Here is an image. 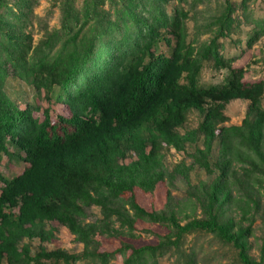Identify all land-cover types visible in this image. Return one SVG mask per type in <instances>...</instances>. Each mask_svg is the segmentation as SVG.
<instances>
[{
    "label": "trees",
    "instance_id": "obj_1",
    "mask_svg": "<svg viewBox=\"0 0 264 264\" xmlns=\"http://www.w3.org/2000/svg\"><path fill=\"white\" fill-rule=\"evenodd\" d=\"M33 1L0 0V155L10 145L26 163L12 179L0 174V264H111L116 256L122 264H158L194 233L233 247L239 264H262L264 256L260 263L247 255L250 227L232 223L224 210L230 206L248 221L251 208L255 214L261 208L251 192L264 196V81L245 80L243 70L218 53L217 36L231 28L234 7L226 1L215 19L216 37L194 46L186 12L168 14V0H82L79 6L54 0L59 28L34 44L27 32ZM253 23L255 33H264V19ZM161 42L168 51L155 53ZM205 62L227 69L226 78L201 85ZM9 76L33 87L47 107L21 109L5 92ZM237 99L248 102L244 119L223 125L225 106ZM191 111L202 120L181 134ZM198 137L203 147L191 156L193 163L214 173L208 156L218 140V174L190 195L187 221L178 220L184 212L178 202L165 211L145 210L136 189L152 193L163 178V146L183 151ZM128 151L136 159L123 164ZM90 206L102 215L94 222L85 220ZM197 207L202 216L190 217ZM53 223L66 228L82 252L40 246L31 255L20 245L25 238L49 240ZM138 223L165 234L150 232L155 244L135 246L142 239L135 234ZM98 236L117 239L119 246L102 250ZM178 254L175 264L194 263L192 255L181 261Z\"/></svg>",
    "mask_w": 264,
    "mask_h": 264
},
{
    "label": "rangeland",
    "instance_id": "obj_2",
    "mask_svg": "<svg viewBox=\"0 0 264 264\" xmlns=\"http://www.w3.org/2000/svg\"><path fill=\"white\" fill-rule=\"evenodd\" d=\"M81 1L76 0L75 5L79 6ZM226 1L234 7V12L231 15L233 22L231 28L225 34L217 36L218 53L223 59L231 61L233 68L242 69L245 80L264 81V33L259 32V30L255 33L256 29L253 23V21L264 19V0H168L164 8L168 14H171L174 8H182L186 12L185 22L188 39L195 41L193 43L195 46L196 42H203L216 37L214 32L217 26L214 24L215 19L220 15ZM30 21L31 25L27 26V32L31 35L35 44L45 31L59 28L60 11L58 3L54 0H34ZM167 49L164 42H161L155 53L158 51L166 52ZM212 65L211 62L203 64L199 76L201 85L219 84L226 78L227 69L219 70ZM5 92L21 109L28 105H39L43 109L47 107V102L44 98L38 97L33 87L26 85L15 77L9 76L6 79ZM261 103L264 108V93ZM54 109L57 110L58 106H54ZM247 109L248 102L246 100L230 101L224 109L227 121L223 125H240ZM51 114L53 115V111ZM201 120L202 116L197 111H191L179 132L183 134L186 131L195 129ZM202 143V137H198L193 144H186L183 151H176L172 147L163 146L161 149V173L163 178L156 183L155 190L152 193H143L136 189L138 203L145 210L165 211L178 202L183 208L182 211H184L180 216L178 215V220L181 224L187 221L185 216L192 210V205L188 201L190 195L198 193L203 186L208 188L218 174L214 166L219 154L218 140L213 143L208 156L214 173H208L193 163L191 156L195 154L197 149H202ZM7 147L8 154L2 153L0 155V174L5 179H12L24 170L26 163H24L22 153L16 151L10 145H7ZM135 159L136 157L128 151L126 157L120 162L129 164ZM243 186L244 184H242ZM251 193L258 198L259 207L261 208L258 214H255L252 207L248 221L240 220L241 212L236 214V210L230 209V206H227L224 210L227 211L225 217L231 216L232 223H241V226L245 228L250 227V232L245 240L247 255L253 261L261 263V256H264V196L258 197L253 191ZM85 214L87 222H94L102 217L100 208L97 206L86 208ZM193 216L201 217V208L197 207L190 217ZM251 220L252 223H250ZM48 225H44L45 231L48 230L50 226ZM51 226L55 230L49 240L43 241L37 237L25 238L20 245H27L31 255L36 254L40 246L47 250L60 249L75 254L82 252V245L74 240V237L66 228L56 223L51 224ZM150 232L157 233V235L165 234V230L157 225L138 223L135 234H140L142 239L133 241V245L155 244L156 237ZM97 240L101 244V249L108 252L119 246L117 239L98 236ZM180 252L183 254L180 255L181 261H187L186 255H192L193 264H239L237 251L233 247L221 243L208 233H194L186 236L181 244L180 251L172 250L163 257H159L158 264H175ZM122 261L121 256H116L111 260V264H122ZM76 264L90 263L78 262ZM262 264H264V260Z\"/></svg>",
    "mask_w": 264,
    "mask_h": 264
}]
</instances>
